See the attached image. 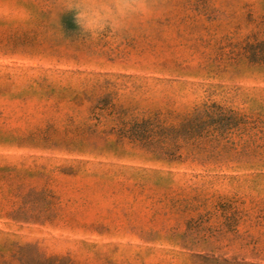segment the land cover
I'll return each mask as SVG.
<instances>
[{
	"label": "rangeland",
	"instance_id": "obj_1",
	"mask_svg": "<svg viewBox=\"0 0 264 264\" xmlns=\"http://www.w3.org/2000/svg\"><path fill=\"white\" fill-rule=\"evenodd\" d=\"M204 111L224 162L132 139ZM197 226L264 264V0H0V255L192 264Z\"/></svg>",
	"mask_w": 264,
	"mask_h": 264
},
{
	"label": "trees",
	"instance_id": "obj_2",
	"mask_svg": "<svg viewBox=\"0 0 264 264\" xmlns=\"http://www.w3.org/2000/svg\"><path fill=\"white\" fill-rule=\"evenodd\" d=\"M205 119H211L210 111L196 112L190 119H186L179 127L169 128L162 124L142 123L136 124L133 128V140L136 143L142 144L147 152L154 154L159 158H172L168 162H185L188 159H193L202 165H207L213 162L221 163L228 158V150L220 148L221 143L218 139L209 137V127ZM219 209L223 215L237 216L244 211H241L236 203H223L219 205ZM209 215H211L209 213ZM198 227V226H197ZM197 241L190 243L187 241L181 244L182 249L193 253L192 264H251L246 258L239 257L230 258L228 254L221 255L219 249L215 247L218 243V231L212 232L210 236H206V228L199 226ZM199 229V230H198ZM200 238V239H199ZM196 243L202 245L203 248H196ZM19 264H29L32 261L22 252L16 259ZM34 264H52L56 259L45 258L41 254L35 255ZM33 260V261H34ZM0 264H11L0 255Z\"/></svg>",
	"mask_w": 264,
	"mask_h": 264
}]
</instances>
